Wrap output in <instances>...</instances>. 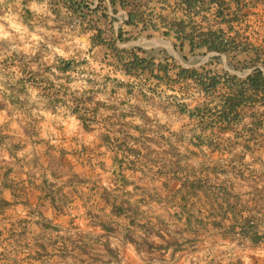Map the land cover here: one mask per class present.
I'll use <instances>...</instances> for the list:
<instances>
[{"label":"crops","instance_id":"0c3cea01","mask_svg":"<svg viewBox=\"0 0 264 264\" xmlns=\"http://www.w3.org/2000/svg\"><path fill=\"white\" fill-rule=\"evenodd\" d=\"M22 1L17 19H0L17 27L0 39V264H264L262 93L232 87L231 105L198 86L154 93L86 53L102 78L92 83L84 65L69 68L74 18L30 0L28 24ZM93 2L132 31L119 1ZM100 24L116 39L109 19ZM232 35L230 55L205 63L153 30L116 44L166 50L185 68L220 61L216 71L245 79L261 52Z\"/></svg>","mask_w":264,"mask_h":264},{"label":"trees","instance_id":"16d2710c","mask_svg":"<svg viewBox=\"0 0 264 264\" xmlns=\"http://www.w3.org/2000/svg\"><path fill=\"white\" fill-rule=\"evenodd\" d=\"M28 1L23 0V18L30 24L35 20V14L29 9ZM44 1V0H37ZM53 11L68 16L69 20L79 18L81 29L89 32L90 48L89 55L95 60L109 61L132 77V82L143 80L154 93H161L164 88L175 86H198L206 93H222L226 103L231 105V88L235 87L237 93H246L245 98L254 100L260 93L264 96V69L253 65L254 69L245 78H238L227 71L218 72L205 65L185 68L179 64L174 57L166 50L156 51L141 47L120 48L116 41L127 42L147 33L151 30L160 34L172 37L175 49L188 60L184 54L188 50L192 54H207L218 52L219 54L230 55L231 48L237 45L231 41V36L224 28L209 23L203 24L198 17L202 14L201 0H164L162 10L165 12L154 14L155 9L149 1V10L142 6V0H110L111 4L119 1L127 12L125 24L132 27L127 31L119 27L116 31L113 27L114 16L102 11L100 2L93 5V0H48ZM146 11V12H145ZM148 11V12H147ZM219 8L217 17L223 13ZM148 13V14H146ZM109 19L112 27L109 30L116 35L107 37L106 30L100 24L101 17ZM206 20V16H202ZM217 21V20H216ZM117 32V33H116ZM116 33V34H115ZM219 57V56H216ZM71 61L69 60V68ZM248 86V87H244Z\"/></svg>","mask_w":264,"mask_h":264},{"label":"rangeland","instance_id":"374dc122","mask_svg":"<svg viewBox=\"0 0 264 264\" xmlns=\"http://www.w3.org/2000/svg\"><path fill=\"white\" fill-rule=\"evenodd\" d=\"M202 1V14L198 17L199 21H204L203 24L207 26L209 23L218 25L228 31V34L234 36L238 40L242 41L245 40L246 45L250 44L253 45L250 49L254 50V47H257L258 50L261 52V58H251L246 60L245 65L253 66H261L264 69V0H201ZM11 3L10 5L7 3ZM9 2H1L0 1V19H7V20H15L17 9L19 7L18 0H9ZM161 2L166 3L164 0H155L154 6L158 8V11H155L154 14L159 13V9L161 8ZM173 2V0H172ZM142 6L149 10V1L142 0ZM152 6V5H151ZM219 8L222 10L223 13L222 17L218 18L217 13ZM146 12V11H145ZM148 12V11H147ZM148 14V13H146ZM202 16H206V20L203 19ZM217 20V21H216ZM71 25V23H70ZM69 25V32H67L65 41L67 42L66 48L69 50V60L71 61V67L74 68L76 72L81 70L82 66L84 65L86 68L90 69V82L92 83H99L102 78L98 77L95 74V70L98 68L99 65H95L94 62L86 63L87 60H83L84 54H89V43L86 41V36L83 35L81 38V34L77 33L74 27ZM17 27L15 25H11V27L7 28L0 27V39L6 41L9 36L13 35V31H15ZM232 32V33H231ZM11 43V40L9 41ZM243 43V42H242ZM2 47L6 46V43L3 42ZM248 46V45H247ZM88 50V51H87ZM91 57V56H90ZM208 59L206 56L200 55L199 62L205 63ZM92 61V57L90 58ZM192 60H196V57H192ZM202 61V62H201ZM195 62V61H194ZM193 62V63H194ZM186 67H192L191 63H183ZM194 65V64H193ZM199 65V64H195ZM223 63L218 61L215 70H220ZM208 67V66H207ZM77 68L79 70L77 71ZM208 68H213L209 65ZM77 81L82 80L81 74L76 78ZM128 83V86H148L144 83L143 80H137L136 82H132L129 80L125 81Z\"/></svg>","mask_w":264,"mask_h":264},{"label":"built area","instance_id":"2783aa9c","mask_svg":"<svg viewBox=\"0 0 264 264\" xmlns=\"http://www.w3.org/2000/svg\"><path fill=\"white\" fill-rule=\"evenodd\" d=\"M79 22H80L79 18H74L72 20L71 27L77 26Z\"/></svg>","mask_w":264,"mask_h":264}]
</instances>
